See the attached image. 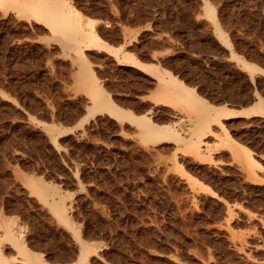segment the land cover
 Returning a JSON list of instances; mask_svg holds the SVG:
<instances>
[{"label": "rangeland", "instance_id": "obj_1", "mask_svg": "<svg viewBox=\"0 0 264 264\" xmlns=\"http://www.w3.org/2000/svg\"><path fill=\"white\" fill-rule=\"evenodd\" d=\"M68 1L121 45L115 54L83 50L94 80L86 84L71 44L0 3V264H26L23 243L50 264H264V115L222 119L259 166L219 141L217 123L205 136L209 149L197 153L187 146L197 112L156 102L155 77L120 59L167 68L212 104L247 106L256 93L264 99V74L250 78L230 52L264 68V0H206L224 38L204 0ZM100 88L184 138L144 137L106 110L89 115ZM30 176L66 196V216L96 247L84 261L74 231Z\"/></svg>", "mask_w": 264, "mask_h": 264}, {"label": "bare ground", "instance_id": "obj_2", "mask_svg": "<svg viewBox=\"0 0 264 264\" xmlns=\"http://www.w3.org/2000/svg\"><path fill=\"white\" fill-rule=\"evenodd\" d=\"M4 2H9L17 6L19 11L27 12L28 15L33 16L35 19L45 22L53 32L58 34L62 44H71V49L74 50L79 58V80L82 83L94 81L92 72L84 60L85 56L82 57L84 49L97 47L111 53L113 52L114 54L121 49V45L114 47L98 34L94 27L97 21L95 18L84 15L80 10L71 5L68 0H0L1 4ZM203 3L206 17L213 21L215 31H217L219 36L224 38L225 33L217 21L216 8L206 0ZM225 41L227 42L226 39ZM230 55L236 58L243 68L248 71L250 78H254L256 73L264 74V68L257 63L247 60L233 50H231ZM120 59H123L126 63L130 62L139 66L140 70H142L141 68L145 69L155 77L154 79H156L158 87L155 89L153 96H155L156 102L183 104L186 108L197 112L196 114L198 116L195 119V123L190 127L191 129L187 138L189 144L187 146L192 147L197 153H202L206 148L209 149L210 145L206 144L205 136L208 132L210 134L214 133L212 124L217 123L222 129V133L218 134L221 143L229 147L234 155L236 154L242 157L250 169L260 165L253 156L252 149L235 139L224 126L222 119L233 116L264 115V99L261 95L256 93L257 95L251 104L239 108L229 107L226 104L215 105L201 96L194 86L187 84L182 78L167 68L161 69L156 64L142 62L128 53ZM78 60H76V63H78ZM82 83L81 85H84ZM89 107L91 108L88 111L89 115H93L100 110H106V112L120 121L128 120L135 123L138 126L140 134L147 138L154 137L156 139L159 135L164 138H184L176 132L172 124L161 125L160 123H156L151 118V112L149 114L142 113L139 115L135 114L131 109L121 107L110 97L109 93L105 94L101 88L94 95L91 94ZM80 124L82 125V122ZM50 126L52 128L55 127L53 123ZM58 129L60 130L59 133H64L70 128L59 127ZM53 139L55 141L56 137ZM29 182L35 192L41 195V197H44L63 222L74 231L79 242L82 261H84L89 253L96 251V247L80 235V231L73 226L66 216L67 204L64 200L66 196L62 197L61 192L54 186L55 184L44 182L39 177L30 176ZM11 232L12 236L17 239L14 231ZM22 246L28 254L26 264H50L41 260V256L35 257L34 259L29 249L25 246V243ZM1 250L0 248V256Z\"/></svg>", "mask_w": 264, "mask_h": 264}]
</instances>
